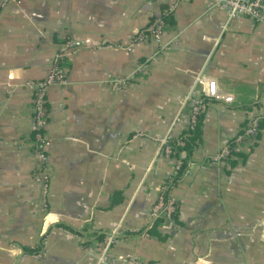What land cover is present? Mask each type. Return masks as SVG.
I'll list each match as a JSON object with an SVG mask.
<instances>
[{
  "label": "crops",
  "instance_id": "0c3cea01",
  "mask_svg": "<svg viewBox=\"0 0 264 264\" xmlns=\"http://www.w3.org/2000/svg\"><path fill=\"white\" fill-rule=\"evenodd\" d=\"M169 1L0 0V264H98L85 242L96 247L111 233L110 253L137 264H264V130L236 149L233 164L212 163L264 113V23L187 0L167 24L164 53L149 59L153 42L128 50ZM66 40L68 83L50 90L40 144L49 169L43 198L24 85L48 73ZM139 66L117 89L112 80ZM198 75L231 101L206 100L200 139L173 190L178 216L147 233L172 167L159 141L183 133L191 107L181 103L205 90Z\"/></svg>",
  "mask_w": 264,
  "mask_h": 264
},
{
  "label": "built area",
  "instance_id": "2783aa9c",
  "mask_svg": "<svg viewBox=\"0 0 264 264\" xmlns=\"http://www.w3.org/2000/svg\"><path fill=\"white\" fill-rule=\"evenodd\" d=\"M15 1V0H4ZM187 0H170L168 2V11L174 12L179 5ZM212 6L215 8H222L226 11L229 19L235 18H250L258 23H264V0H211ZM167 27L166 21L162 17L154 18L147 26L142 28L133 38L132 44L127 47L128 50L134 44H141L147 42H153L158 47L157 50L149 59H155L160 54L164 53L167 49L166 43L163 41L165 29ZM70 42L66 40L60 45L51 65L48 73L39 80L30 81L26 83V86L32 93V119H33V131L35 133V151L34 159L36 168L34 171V181L41 187V195L46 198L48 194V167L46 164L47 158L40 149V144L44 140V133L47 130L49 123L50 112L47 107L48 97L50 90L53 87H64L68 83L67 74V59L69 56ZM143 66H139L135 73L127 77H120L112 80L117 89H122L136 76V72L140 71ZM197 81L205 84V90L203 95L195 97L192 94H188L182 106L189 102L190 111L188 114V123L181 135H177L172 138L169 135L160 139L159 154L160 157L168 158L172 161L171 170L166 174L164 182L158 187V195L156 201L151 209V217L162 218L164 225H170L175 221V215L178 213L179 202L173 194V190L176 186H172L169 193L166 195L168 186L167 183H171L179 171L182 170V160L180 157H176L175 150L170 143L175 139L178 145L182 144L181 139L185 137L192 129H194L199 114L202 113L206 98L220 99L225 103H230L231 98L229 96L220 94L217 89V84L214 79L206 78L204 75H198ZM178 117V118H177ZM176 119H179V115ZM264 121V113H255L251 117L247 125L234 137L235 148L238 149L247 145L250 141L256 140L264 129L261 128V123ZM235 149V150H236ZM229 145L226 144L219 151L218 155L212 160V163H221L230 157L234 158V155L230 156ZM45 200V199H44ZM117 241V237L114 233L107 234L101 244L96 247L87 246L86 249L93 253L98 252L97 261L98 264H114L118 258L114 257L110 253V247ZM12 251H18L19 248L14 245L11 248ZM118 260L125 264H137L135 257H121Z\"/></svg>",
  "mask_w": 264,
  "mask_h": 264
},
{
  "label": "trees",
  "instance_id": "16d2710c",
  "mask_svg": "<svg viewBox=\"0 0 264 264\" xmlns=\"http://www.w3.org/2000/svg\"><path fill=\"white\" fill-rule=\"evenodd\" d=\"M168 6L169 4L167 3L166 5H164L162 7V13L161 15L159 16H155L153 18L150 19L149 23L156 17H162L165 21H166V24L168 23H171L172 22V19H173V12H169L168 11ZM148 23V24H149ZM147 24V25H148ZM146 25V26H147ZM51 65V64H50ZM67 67H68V64H67ZM208 98H206L207 100ZM48 107V105H47ZM49 109V107H48ZM201 122H202V113L199 114L198 116V120H197V123L194 127V129H192L185 137H183L181 139V142L182 144L178 145V143H176L175 139L170 143V145L172 146V148L175 150V155L176 157H180L181 160H182V170L179 171V173L176 175L175 179L171 182V183H167V186H168V189H167V192H166V195L169 193V190L172 188V186H176L177 183L179 182V180L181 179V176L182 174L184 173L186 167H187V163H188V155L186 154H191L193 152V149L196 147L197 145V141L200 139V125H201ZM261 128L264 129V125H263V122L261 123ZM36 132H34L35 134ZM229 149H230V156L231 155H236L235 153V142H234V139H232L229 143ZM185 152V157L182 156V153ZM225 162L227 163H230V164H233V161H231L230 157L228 159L225 160ZM178 216V213H176L175 215V219L177 218ZM163 224V219L162 218H155L153 219L151 225L149 226V228L147 229V233H155L156 232V228L159 226V225H162ZM104 240V236L103 235H99L98 237V242H103ZM91 245L90 242H85V246H89ZM24 251L26 253H32L33 251L28 249V248H24Z\"/></svg>",
  "mask_w": 264,
  "mask_h": 264
}]
</instances>
